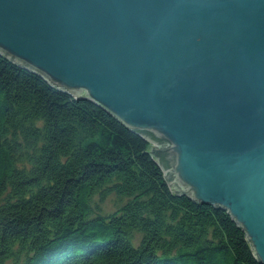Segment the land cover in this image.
Returning <instances> with one entry per match:
<instances>
[{
  "label": "water",
  "instance_id": "95a60500",
  "mask_svg": "<svg viewBox=\"0 0 264 264\" xmlns=\"http://www.w3.org/2000/svg\"><path fill=\"white\" fill-rule=\"evenodd\" d=\"M0 55L147 136L264 264V0H0Z\"/></svg>",
  "mask_w": 264,
  "mask_h": 264
},
{
  "label": "trees",
  "instance_id": "16d2710c",
  "mask_svg": "<svg viewBox=\"0 0 264 264\" xmlns=\"http://www.w3.org/2000/svg\"><path fill=\"white\" fill-rule=\"evenodd\" d=\"M162 165L147 136L0 55V264H262Z\"/></svg>",
  "mask_w": 264,
  "mask_h": 264
},
{
  "label": "rangeland",
  "instance_id": "374dc122",
  "mask_svg": "<svg viewBox=\"0 0 264 264\" xmlns=\"http://www.w3.org/2000/svg\"><path fill=\"white\" fill-rule=\"evenodd\" d=\"M172 188V187H171ZM174 190V187L172 188ZM3 199H0V203ZM101 210L100 213L102 214H110L113 213L117 209V202L115 197L109 198L106 202L100 204Z\"/></svg>",
  "mask_w": 264,
  "mask_h": 264
}]
</instances>
